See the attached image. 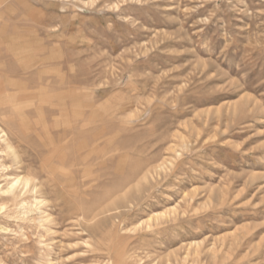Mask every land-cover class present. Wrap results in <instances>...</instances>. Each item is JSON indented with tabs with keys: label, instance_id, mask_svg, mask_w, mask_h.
Instances as JSON below:
<instances>
[{
	"label": "rangeland",
	"instance_id": "obj_1",
	"mask_svg": "<svg viewBox=\"0 0 264 264\" xmlns=\"http://www.w3.org/2000/svg\"><path fill=\"white\" fill-rule=\"evenodd\" d=\"M0 167V264H264V0H0Z\"/></svg>",
	"mask_w": 264,
	"mask_h": 264
},
{
	"label": "bare ground",
	"instance_id": "obj_2",
	"mask_svg": "<svg viewBox=\"0 0 264 264\" xmlns=\"http://www.w3.org/2000/svg\"><path fill=\"white\" fill-rule=\"evenodd\" d=\"M109 131V130H108ZM97 137H98V135H96ZM96 137V138H97ZM114 137V136H113ZM94 138H95V136H94ZM113 142V141H112ZM8 148H9V150H10V153H11V156H12V158H13V161H14V163H15V167H16V170H22V169H24V167L22 166V164H23V161H21L20 160V156H19V154H18V152L11 146V145H9L8 144ZM106 149H108V148H106ZM115 150V149H114ZM36 152V151H35ZM45 152V154H46V152L47 151H44ZM112 152V151H111ZM98 153V152H97ZM113 153V152H112ZM37 154V153H36ZM43 154V153H42ZM110 155V154H109ZM34 156V155H33ZM32 155L30 156V158L31 157H33ZM105 156V155H104ZM23 158V157H22ZM40 158H42V157H40ZM7 159V158H6ZM61 160H62V158H61ZM31 161H32V159H31ZM36 161V160H35ZM44 161V160H43ZM65 161V160H64ZM63 161V162H64ZM34 162V161H33ZM103 162V161H102ZM104 164V163H103ZM11 166V165H10ZM7 167V166H6ZM14 167V168H15ZM27 167V166H26ZM1 168V167H0ZM45 168V167H44ZM26 169V168H25ZM46 170V169H45ZM6 171V170H5ZM21 175V174H20ZM35 175V174H34ZM10 176H12V174L10 175ZM36 176V175H35ZM34 176V177H35ZM16 176H14V178H15ZM33 176H30V177H28V176H23V177H20V176H17L16 177V179L14 180V181H12V179H11V181H12V183L10 184V186L3 192L2 191V189L0 190V192H3V194L4 195H8V196H11V197H13V199H18V197H20L22 194H24V193H26V194H28V193H31L32 195H34V196H38V195H40L41 194V192H40V190L38 189V186L36 185V184H34L33 182H32V179H35V178H32ZM32 178V179H31ZM38 181V180H37ZM7 184V183H6ZM139 186V185H138ZM1 188V187H0ZM140 189V188H139ZM4 199V198H3ZM40 199H38L37 201H39ZM141 200V199H140ZM12 201V200H11ZM43 202V201H42ZM41 203V202H40ZM39 206H40V204H39ZM93 208V207H92ZM2 209H4L3 207H2V205H0V211L2 210ZM85 210V209H84ZM87 210H89L88 208H87ZM87 210H85L86 211V213H87V215H88V212H87ZM113 209L111 208V207H109V208H107V209H105V210H103L102 212H100L99 213V216L100 215H104V214H106V213H108V212H111ZM93 211H94V209H93ZM82 213H83V211H82ZM164 215V214H163ZM84 216V215H83ZM96 216V215H95ZM98 216V215H97ZM161 216V215H160ZM87 217V216H86ZM88 217H91V216H88ZM96 218V217H95ZM152 219V218H151ZM150 219V220H151ZM155 219V218H154ZM93 221H94V219H93ZM111 223V222H110ZM113 224V223H112ZM88 225V224H87ZM87 227V226H86ZM93 228V230L95 231V229H94V227H92ZM92 231V230H91ZM94 235H95V233H94Z\"/></svg>",
	"mask_w": 264,
	"mask_h": 264
}]
</instances>
